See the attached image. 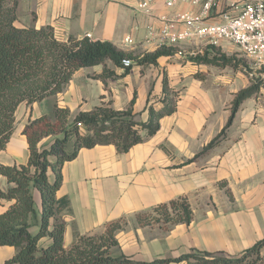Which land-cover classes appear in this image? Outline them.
I'll list each match as a JSON object with an SVG mask.
<instances>
[{"label":"crops","instance_id":"1","mask_svg":"<svg viewBox=\"0 0 264 264\" xmlns=\"http://www.w3.org/2000/svg\"><path fill=\"white\" fill-rule=\"evenodd\" d=\"M141 1L150 2L149 13L137 9ZM15 2L17 27L50 26L58 40L86 37L134 55L162 46L156 34L161 17L197 12L182 3L168 9L161 0ZM225 5L212 11L215 19ZM127 38L131 44H125ZM193 46L184 43L175 50L195 49L194 58L163 56L155 65H133L125 75L110 62L79 69L56 96L57 105L73 116L103 104L125 110L132 102L135 120L145 122L148 105L162 108L163 80L177 92L175 111L160 119L159 130L150 139L125 153L113 145L81 149L74 160L63 164L56 195L68 200L63 213L65 247L77 235L103 234L108 225L116 242L110 254L136 262L177 258L192 251L236 257L264 238V107L256 96L243 101L223 137L205 149L227 124L232 100L244 82L239 77L233 81L216 65L194 61L204 53L208 59L230 55L238 51L235 46L228 42L214 48ZM104 68L114 77L95 78ZM50 106V100L18 106L15 129L0 152V164L26 162L28 146L21 130L29 120L49 112ZM5 187L0 176V189ZM33 197L39 211V196L34 192ZM172 201H184L189 207L188 223L164 220L161 207ZM6 207L0 206V212Z\"/></svg>","mask_w":264,"mask_h":264},{"label":"trees","instance_id":"2","mask_svg":"<svg viewBox=\"0 0 264 264\" xmlns=\"http://www.w3.org/2000/svg\"><path fill=\"white\" fill-rule=\"evenodd\" d=\"M16 21L15 0H0V152L13 134L15 112L21 103L32 105L50 100L51 106L49 112L29 120L21 130L28 146L26 162L0 164V176L6 180V187L0 189V206L7 204L0 212V247L14 250L2 264H264V238L236 257L192 251L177 258L136 262L125 256H112L110 248L116 244L112 225L101 235H77L65 247L63 213L68 200L56 195L62 183L63 164L74 160L81 149L113 145L117 152L125 153L150 139L159 130L160 119L175 111L177 94L163 80L159 100L162 108L155 110L148 105L145 122L135 120L132 102L125 110L103 104L73 116L67 108L57 105L56 96L79 69L110 62L125 75L133 65H155L158 58L172 56L176 50L161 46L153 53L134 55L109 42H93L86 37L69 36L61 41L50 26L17 27ZM206 54L194 61L231 66V58L214 55L208 59ZM125 60L130 61L127 67L123 65ZM111 77L114 73L106 68L95 76L100 80ZM261 84L257 80L234 96L227 124L205 149L223 137L242 102L253 97ZM45 139L48 142L43 144ZM34 192L39 196V211ZM161 208L166 221H190L191 211L184 201H172Z\"/></svg>","mask_w":264,"mask_h":264},{"label":"built area","instance_id":"3","mask_svg":"<svg viewBox=\"0 0 264 264\" xmlns=\"http://www.w3.org/2000/svg\"><path fill=\"white\" fill-rule=\"evenodd\" d=\"M168 9L188 4L197 12L184 11L172 17H161L162 26L157 38L162 46L177 48L187 43L219 47L222 42L235 46L255 70L264 69V0H161ZM216 16L212 11L220 9ZM149 1H141L137 9L149 13ZM152 33V31H150ZM150 33V34H151ZM127 38L125 44H131ZM174 55L188 59L198 55L197 50H176ZM125 67L130 61H123ZM80 126V124H78Z\"/></svg>","mask_w":264,"mask_h":264},{"label":"rangeland","instance_id":"4","mask_svg":"<svg viewBox=\"0 0 264 264\" xmlns=\"http://www.w3.org/2000/svg\"><path fill=\"white\" fill-rule=\"evenodd\" d=\"M225 57L231 58V66L223 67L221 66V64H219L220 66H218L217 71H222V73L224 74H230L233 81L237 80L236 78L238 77L239 79L241 78V80L244 82V86L246 85L245 88H242L244 86H241V90L250 87L252 84L256 83L257 80H261V87L254 96H256L255 98L259 99V101L262 103V106L264 107V74L262 73V71L255 70V68L248 62V60L236 50H232L231 54L226 55ZM44 242L45 240L41 241V243ZM13 253V248H0V264L10 258Z\"/></svg>","mask_w":264,"mask_h":264}]
</instances>
